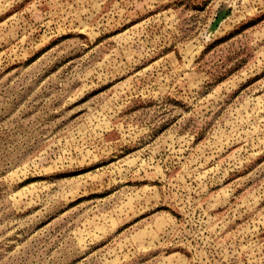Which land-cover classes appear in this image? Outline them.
Masks as SVG:
<instances>
[{
	"label": "rangeland",
	"instance_id": "374dc122",
	"mask_svg": "<svg viewBox=\"0 0 264 264\" xmlns=\"http://www.w3.org/2000/svg\"><path fill=\"white\" fill-rule=\"evenodd\" d=\"M0 264H264V0H0Z\"/></svg>",
	"mask_w": 264,
	"mask_h": 264
},
{
	"label": "water",
	"instance_id": "95a60500",
	"mask_svg": "<svg viewBox=\"0 0 264 264\" xmlns=\"http://www.w3.org/2000/svg\"><path fill=\"white\" fill-rule=\"evenodd\" d=\"M219 21H220L219 18L216 19V20L211 24L210 29H211V30L216 29V28L218 27Z\"/></svg>",
	"mask_w": 264,
	"mask_h": 264
}]
</instances>
